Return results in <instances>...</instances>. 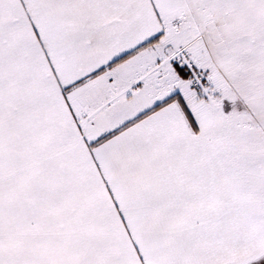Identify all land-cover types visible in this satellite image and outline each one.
I'll return each instance as SVG.
<instances>
[{"label":"snow or ice","instance_id":"6c2138e0","mask_svg":"<svg viewBox=\"0 0 264 264\" xmlns=\"http://www.w3.org/2000/svg\"><path fill=\"white\" fill-rule=\"evenodd\" d=\"M0 264H264V0H0Z\"/></svg>","mask_w":264,"mask_h":264}]
</instances>
